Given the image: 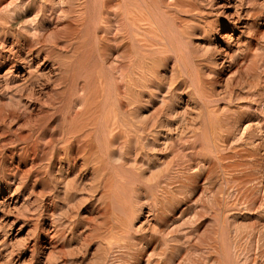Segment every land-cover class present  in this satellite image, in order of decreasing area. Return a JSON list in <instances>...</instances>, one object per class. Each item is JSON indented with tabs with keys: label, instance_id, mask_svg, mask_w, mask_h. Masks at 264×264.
<instances>
[{
	"label": "bare ground",
	"instance_id": "1",
	"mask_svg": "<svg viewBox=\"0 0 264 264\" xmlns=\"http://www.w3.org/2000/svg\"><path fill=\"white\" fill-rule=\"evenodd\" d=\"M263 136L264 0H0L3 263L65 264L53 256L56 238L69 230L83 250L94 240L86 264H174L171 254L183 244L174 242L188 237L176 226L189 218L181 196L200 185L220 211V195L234 189L243 207H264L256 194L264 185L256 166ZM20 199L26 211L28 202L35 207L31 220L21 212L9 237ZM54 199L63 200L66 220ZM234 199L224 211L235 210ZM82 203L93 213L85 220ZM262 215L234 226L236 237L262 243ZM220 234L211 240L222 241L224 260L208 239L199 244L204 264H234L232 241ZM37 248L48 254L33 260Z\"/></svg>",
	"mask_w": 264,
	"mask_h": 264
},
{
	"label": "rangeland",
	"instance_id": "2",
	"mask_svg": "<svg viewBox=\"0 0 264 264\" xmlns=\"http://www.w3.org/2000/svg\"><path fill=\"white\" fill-rule=\"evenodd\" d=\"M227 31V32H226ZM226 31H223L222 32V34H224V33H229V31L228 30H226ZM215 38H217L218 40H219V38H218V36L216 35V36H213L212 37V39H211V41H212V43L216 40V42H218V40L217 39H215ZM215 39V40H214ZM219 44V42L217 43V45ZM2 100L4 101V103H6V102H8V100H7V98L6 97H2ZM12 128H14V127H12ZM21 133H23V131H20V134ZM260 136V135H259ZM261 137V136H260ZM264 136L261 138L262 139V141L264 142ZM262 142V143H263ZM262 146H259L258 147V149L256 150V151H258L257 152V158H258V160H256L257 161V168H258V170L260 171V172H258V173H260L259 175H261V173L263 174L264 173V149L263 148H261ZM263 157V158H262ZM261 161V162H260ZM260 165V166H259ZM21 168H20V170L23 172V171H25L26 169H27V167H28V165H26V166H20ZM260 167V168H259ZM262 169V170H261ZM262 171V172H261ZM32 176V174H30V176L29 177H31ZM263 176H264V174H263ZM263 181H264V178H263ZM200 182H202V180H200ZM264 183V182H263ZM40 186H34V192H35V194L37 193V191L40 189L39 188ZM199 187H200V185H199ZM199 187H197L195 190H192V192L190 191V192H188L187 194H185V195H183V196H181V200H182V202H181V204H180V206L182 207V208H187L186 209V215H185V217L186 216H188L189 218L187 219V217H186V219H185V221H184V223H183V225H180L179 224V222H178V224L176 225L177 227H180V229H183V228H185V235L186 236H188L187 238H182V240L183 241H178L177 243H175L174 242V244L177 246V245H179V246H181V243H183L184 244V246H183V244H182V246L180 247V248H178V250H181V251H177V250H174L173 251V254H171V255H173V263L174 264H200V263H202V264H204L205 263V260L202 262L201 261V259H204V257L206 256V254H208L206 251L207 250H203L202 249V247L204 246V245H202V247L201 246H199V244H201L202 242H205L206 243V245H207V240L208 239H210L211 240V237L212 238H214L216 235L218 236L220 233H221V231L222 232H226V234L228 233V235H227V238L229 239H227V242H228V244H231L232 246H230V247H228V250H229V255H230V260L231 261H233L234 262V264H257V262H258V264H264V250H262V249H264V246H263V244H264V241L261 243V242H255V241H252V245L250 244V242L251 241H249V240H245V239H247V238H238V237H236V234H235V227L236 226H239V227H245V226H250L251 224H253L254 222H255V220L256 221H258V219H259V217H262L263 215V212H264V207H262V208H258V209H256V210H253V209H250V210H252V211H250L249 209H247L246 207H243V205H244V198H243V202H242V199H240V201L238 200L239 198H241L240 197V195H235L236 196V198H238V199H234V191H236V190H234V189H232V190H230L228 193H227V195L226 194H221L220 196H221V198L220 199H222L221 201H222V207H223V205L225 204V205H229V204H233V202L232 203H228V202H231L230 200H232L233 201V199H234V202L236 203L235 204V206H234V208H235V210H234V208H232L234 211H231V210H227V211H224L225 209H226V206L224 205V207L225 208H221V206L219 205V203L221 204V201H219V203H218V206L221 208L220 209V211L217 209V208H214L216 205L214 204V203H211V204H208V203H210L211 202V200H212V198L210 197L211 195L208 193L209 191L208 190H203V188H202V190H201V187L199 188ZM234 190V191H233ZM264 185H262V188L258 191V193L261 195L262 194V192H263V195H264ZM202 191V192H201ZM262 191V192H261ZM190 193V194H189ZM192 193V194H191ZM237 193V192H236ZM235 193V194H236ZM258 193H256L257 195H258V197H260V198H263L264 199V196H259V194ZM198 194V195H197ZM233 194V195H232ZM238 194V193H237ZM224 197H223V196ZM226 195V196H225ZM232 195V196H231ZM197 196V197H196ZM206 196H208V198L206 197ZM33 196L32 195H30V200H29V202L32 200L31 198H32ZM232 197V198H231ZM196 198V199H195ZM211 198V199H210ZM226 200H225V199ZM59 199H61V198H59ZM56 200V199H54L53 200V202H54V208L56 209V214H58L59 213V210L57 211V209H59L58 207H60V209H62V210H60V211H62V212H60L57 216H60V219L63 221V219L64 220H66L67 219V217L65 218H62V213H63V215H64V205L62 204L63 202V200L61 201V200ZM210 199V200H209ZM224 200V201H223ZM58 201V202H57ZM192 201V202H191ZM198 201V202H197ZM240 202V205H239V202ZM22 202V199H20V201H19V204H17L19 207H17L16 206V208L13 210H11L12 212H10L9 213V217H10V219H16V217H18L19 219V224H18V222H16L14 225H12V228H11V232H9V234L11 233V235H9V237H12V236H15V234H16V232H14V231H17V228L19 227V225L22 223V221H23V219H24V217H22V216H29L30 217V215L32 216V211L30 212V209H32L33 208V206L35 207V205H33L34 203H27V204H31L30 206L28 205L27 206V204H26V207L28 208L27 209V211H29V213L26 211V208L24 207V205H23V203L20 205V203ZM57 202V203H56ZM59 202H60V205H58L59 204ZM201 202V203H200ZM226 202H227V204H226ZM242 202V203H241ZM26 202H24V204H25ZM194 205H193V204ZM203 203V204H202ZM246 203V202H245ZM83 204V205H82ZM82 204H80V206H79V210H78V212L80 213L81 212V216L82 217H80L79 216V218H82V219H84L85 220V218L86 217H88V216H90V214L92 215L93 213L91 212H89V208L86 206V204L85 203H82ZM85 204V205H84ZM189 204V207L187 206ZM243 204V205H242ZM210 205V206H209ZM212 205V206H211ZM236 205H238V206H236ZM31 206H32V208H31ZM62 206H63V208H62ZM82 206H83V208H82ZM86 206V207H85ZM186 206V207H185ZM196 206V207H195ZM264 206V205H263ZM23 207L25 208L24 209V211L22 210L23 209ZM85 207V208H84ZM195 207V208H194ZM200 207H202V209L200 208ZM211 207V208H210ZM206 210H205V209ZM175 209V211L173 212V213H176V208H174ZM210 211H209V210ZM216 209L218 212H219V214H217L215 217H214V213H215V211L214 210ZM224 209V210H223ZM231 209V208H230ZM238 209V210H237ZM247 209V210H246ZM17 210V211H16ZM83 210V211H82ZM86 210V211H85ZM192 210H194L193 212H195V214H194V216H193V214H192ZM204 212H203V211ZM208 210V211H207ZM222 210H223V215H222ZM260 210H261V212H260ZM263 210V211H262ZM26 211V212H25ZM228 211H231V212H228ZM21 212H23V215L21 216ZM88 214H86V213ZM209 212V213H208ZM224 212H225V214H224ZM228 212V213H227ZM188 213H190L192 216H190V214L188 215ZM201 213V214H200ZM259 213V214H258ZM12 214V215H11ZM29 214V215H28ZM83 214V215H82ZM87 215V216H84V215ZM203 214V215H202ZM211 214H212V216H211ZM216 214V213H215ZM230 214V215H229ZM232 214V215H231ZM261 214V215H260ZM15 215V216H14ZM200 215H202V216H200ZM220 215V216H219ZM225 215H226V217H225ZM235 215V216H234ZM21 216V217H20ZM57 216H55L56 218H59V217H57ZM198 216V217H197ZM230 216H233V217H230ZM29 217H27V219H30L31 220V217L29 218ZM213 217V218H212ZM219 217V218H218ZM254 217V218H253ZM89 218V217H88ZM216 218V219H215ZM22 219V220H21ZM46 219V220H45ZM213 219H215V220H213ZM224 219V220H223ZM49 218H47V217H41V218H39V224L41 225V226H46L47 227V222H49ZM61 220H55V222H54V226H56V225H58L59 224V222L61 221ZM217 220V221H216ZM20 221H21V223H20ZM234 221V222H233ZM252 221V222H251ZM90 222H91V224H90ZM89 223H87L90 227L93 225V221H90ZM217 222L220 224L221 223V228H220V226H219V224H217ZM224 222V223H223ZM231 222V223H230ZM187 223V224H186ZM186 224V225H185ZM223 224V225H222ZM228 224H230V225H228ZM237 224V225H236ZM169 226H171V225H169ZM168 226V229H166V231H171V230H173L174 231V229L175 228H177L176 226H174V225H172V227L170 228ZM174 226V227H173ZM185 226V227H184ZM219 226V227H218ZM228 226V227H227ZM235 226V227H234ZM80 228H81V226H79ZM224 228V230H223V228ZM174 228V229H173ZM192 228V229H191ZM220 228V229H219ZM227 228V229H226ZM238 228V227H237ZM241 228H239V229H241ZM169 229H171V230H169ZM219 229V230H218ZM222 229V230H221ZM232 229H233V231H232ZM238 229V230H239ZM8 230V229H7ZM13 230V231H12ZM51 229H49L48 231H50ZM67 231V230H66ZM195 231V232H194ZM228 231V232H227ZM24 233H25V231H23ZM23 232H20V234H18V235H16V240H22V238H24V233ZM67 232H68V234H67ZM67 232H65L66 233V235H65V239L64 238H62V237H58V238H56V243H57V245H56V243H55V248H57L58 250V252H57V254L55 255V256H53V257H55L56 258V256L58 257V253H59V255L61 256V259L63 258V260H67L66 261V263L65 264H71V263H74V264H81V259H82V264H86V263H84L85 261L87 262V260L88 259H86V258H89V255H91V253H92V248H93V250H95V243H94V240L92 239V241H91V239H88V242H89V240H90V243L91 244H89V243H84V248L85 249H87V251L85 252L84 250H83V248H81V246L80 245H83V239H82V241H81V239H77L78 237H77V235H76V237H74L75 236V234L74 235H71V237L73 238H71V239H69L68 237H67V235H69L70 234V231L68 230ZM218 232H220L219 234H217ZM174 233V232H173ZM172 233V234H173ZM216 233V234H215ZM43 234V233H42ZM42 234H40V237H39V239H40V243H41V245L43 246L44 245V240H45V236L43 237V235ZM188 234V235H187ZM234 234V235H233ZM42 235V236H41ZM183 235V233H178L177 234V236H182ZM215 235V236H214ZM221 235V234H220ZM220 235H219V237H220ZM197 236V237H196ZM219 237H217L218 239H219ZM236 237V238H235ZM0 238H2V237H0ZM217 238H215V239H217ZM6 239L8 240V233H7V236H6ZM58 239H59V242H60V244H59V242H57L58 241ZM64 239V242L62 241ZM80 242H82V244L80 243V245H79V242L77 241V240ZM163 239V238H162ZM241 239V240H240ZM244 239V240H243ZM70 240V241H69ZM75 240V241H74ZM164 240V239H163ZM187 240V241H186ZM208 241L209 243L208 244H210V242H215V244H216V251H217V253L214 255L213 254V252H211V254L212 255H214L216 258L218 257V255H219V258L221 259V260H224V256L222 255V252H220L221 251V247H222V241H220V240H222V238L220 237V240H211V241ZM67 241H69V242H67ZM186 242V244H185V242ZM218 241H220L219 242V244H221V245H219L220 247H218ZM232 241V242H231ZM243 241H245V242H243ZM96 242V241H95ZM168 242V244L170 245V244H172V247L174 246V244L173 243H171V241H166L165 243H167ZM173 242V241H172ZM231 242V243H230ZM238 242V243H237ZM32 243V242H31ZM31 243H30V245H31ZM70 243V244H69ZM93 243V244H92ZM163 243V242H162ZM191 243V244H190ZM193 243V244H192ZM204 243V244H205ZM249 243V244H248ZM262 245H261V244ZM75 244V245H74ZM77 244H78V246H77ZM87 244V245H86ZM89 244V245H88ZM195 244V245H194ZM212 244V243H211ZM238 244H240L239 246H238ZM242 244V245H241ZM69 245V246H68ZM205 245V246H206ZM213 245H214V243H213ZM236 247H235V246ZM66 247V246H68V248H69V250L67 249V247L66 248H64V247ZM74 248L75 247V249H76V247H79V248H81V250H80V252H84L83 254V257H81L82 256V253H81V255H80V252H76L75 253V249H73L72 247ZM86 246H87V248H86ZM171 246V245H170ZM191 246H195L196 248L197 247H199V251L195 248V247H191ZM251 246V247H250ZM258 246L261 248H258ZM31 247V246H30ZM28 248L27 250H26V252L24 253V255L25 256H29V254H30V250L32 249V248ZM59 247L63 250H61V249H59ZM70 247H71V249H70ZM175 247V246H174ZM201 247V248H200ZM247 247V248H246ZM6 248H8L7 246H6ZM43 248V247H42ZM79 248H77L78 250H79ZM196 250H195V249ZM235 248V250H233ZM258 248V249H257ZM30 249V250H29ZM40 249V248H39ZM38 248H37V250H35V252H33V260H36V259H39V258H44V256H46L48 253H47V249H46V251H45V249L43 250V249H40L39 250ZM68 251H67V250ZM73 249V251H71ZM76 249V250H77ZM187 251H186V250ZM217 249H220V251L219 250H217ZM250 249H252V250H250ZM263 252V254H261L259 251L260 250ZM66 250V251H65ZM190 250V251H189ZM233 252H232V251ZM243 250V251H242ZM250 250V251H249ZM256 250V251H255ZM259 250V251H258ZM40 251V252H39ZM44 252V254H43V252ZM61 251V252H60ZM70 251V252H69ZM176 251H177V253H176ZM183 251V252H182ZM201 251V252H200ZM204 251V252H203ZM232 252V254H231V252ZM0 252H2V250H0ZM62 252H64V253H62ZM71 252H74L75 254H77L76 256L72 253L71 254ZM91 252V253H90ZM94 252V251H93ZM175 252V253H174ZM179 252L181 253V254H179ZM206 252V253H205ZM235 252H237L236 254H234ZM248 252V253H247ZM250 252V253H249ZM252 252H254V253H252ZM5 252H2L1 254H0V264H5V263H3L5 260H6V258H5V254H4ZM29 253V254H28ZM39 253V254H38ZM47 253V254H46ZM55 253V252H54ZM61 253L63 254V256L64 257H62V255H61ZM67 253V254H66ZM187 253V254H186ZM199 253V254H198ZM257 253H258V255H257ZM79 254V255H78ZM89 254V255H88ZM182 254H183V260L181 259L182 257ZM204 255L203 257H201L202 255ZM210 253H209V255H207V256H209L210 257V259L212 258V255H211ZM238 254V255H237ZM260 254H261V257H260ZM72 255V256H71ZM74 255V256H73ZM88 255V256H87ZM201 255V256H200ZM211 255V256H210ZM220 255H221V257H220ZM237 255V256H239V257H237L236 256V258H238V259H233L235 256ZM73 257V258H71V257ZM80 256V257H79ZM85 256V257H84ZM214 256H213V258H214ZM232 256V257H231ZM245 256V257H244ZM67 257H69V258H67ZM77 257V258H76ZM179 257H181V258H179ZM248 257V258H247ZM254 257V258H253ZM27 258V257H26ZM58 258H60V257H58ZM58 258H56V260L58 259ZM65 258V259H64ZM67 258V259H66ZM91 258H92V256H91ZM90 258V259H91ZM246 258L247 259H249L248 261L246 260ZM68 259H71L70 261H72V262H70ZM73 259V260H72ZM89 259V260H90ZM179 259L181 260V262H179ZM185 259V260H184ZM200 259V260H199ZM245 259V260H244ZM256 261H255V260ZM75 260V261H74ZM79 260V261H78ZM198 260V261H197ZM218 261H219V259H217ZM220 260V261H221ZM243 262H242V261ZM251 260V261H250ZM253 260H254V262H253ZM74 261V262H73ZM77 261H78V263H77ZM184 261V262H183ZM207 261V260H206ZM219 261V263H221V264H224V261H221L220 262ZM241 261V262H240ZM247 263H246V262ZM2 262V263H1ZM92 262V261H91ZM223 262V263H222ZM236 262V263H235ZM245 262V263H244ZM250 262V263H249ZM263 262V263H262ZM8 264V263H7ZM36 264V263H35ZM88 264H91L90 262H88ZM206 264H210V263H208V262H206Z\"/></svg>",
	"mask_w": 264,
	"mask_h": 264
}]
</instances>
